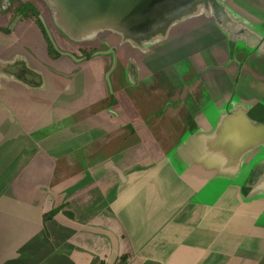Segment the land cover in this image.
I'll return each instance as SVG.
<instances>
[{
  "label": "crops",
  "instance_id": "1",
  "mask_svg": "<svg viewBox=\"0 0 264 264\" xmlns=\"http://www.w3.org/2000/svg\"><path fill=\"white\" fill-rule=\"evenodd\" d=\"M20 1L0 0V264H264V0H200L142 49Z\"/></svg>",
  "mask_w": 264,
  "mask_h": 264
},
{
  "label": "rangeland",
  "instance_id": "2",
  "mask_svg": "<svg viewBox=\"0 0 264 264\" xmlns=\"http://www.w3.org/2000/svg\"><path fill=\"white\" fill-rule=\"evenodd\" d=\"M200 0H164L160 6L156 7V13L152 16L151 20L148 21L147 23H143L141 25H138L136 28H132V27H125V25L120 24L118 22L113 23V25L118 26V30H116L121 38L122 41L124 42H129L131 45H135L136 47L139 48H143L144 46V42L147 40L146 38H142V36H151L152 34H154L156 31L160 30L161 28H165L170 20V16H177L179 15V11L182 10V12H187L189 10H193L195 7H198ZM25 7L22 8V10H24ZM46 15H49L51 18H49V22H50V26L54 27L53 24H55L54 20L59 21L58 23L61 25H65L68 29H70V27H68L67 23V19H64L61 17V15L59 14V10L57 8V6L54 4V1L52 0H35L34 1V12H38L43 13ZM175 14H172L174 13ZM182 13V14H183ZM57 15V16H56ZM53 22H52V20ZM41 22L43 23V20L40 19ZM102 21H95L94 23H90L87 25L86 28H82L80 30H72V34L74 39H76V41H79L78 43H81L84 39L90 38L91 37V32H95V30L98 31L95 32L96 35H98V39H101L102 44L104 47H106V43L110 44V41L114 40L116 38V32H102L100 31V29H104L103 25H106L105 22H103V24L101 23ZM63 23V24H62ZM37 24H40V21L38 20ZM45 24L48 25V22L45 21ZM56 25V24H55ZM40 26V25H39ZM107 26V25H106ZM113 30L114 26H109L106 27L105 30ZM116 29V28H115ZM94 30V31H93ZM115 31V30H114ZM130 33L132 35H130ZM129 34V35H128ZM136 34V36H135ZM134 35V36H133ZM137 35H141V36H137ZM115 41V40H114ZM146 43H148L146 41ZM72 44V48H73V54H78L77 53V49L76 46L72 43H70V45ZM114 48H117L116 46ZM102 51H106V49L102 48ZM82 53V52H81ZM116 51H113V54L115 55V57L117 56Z\"/></svg>",
  "mask_w": 264,
  "mask_h": 264
},
{
  "label": "water",
  "instance_id": "3",
  "mask_svg": "<svg viewBox=\"0 0 264 264\" xmlns=\"http://www.w3.org/2000/svg\"><path fill=\"white\" fill-rule=\"evenodd\" d=\"M62 18L67 19L70 31L86 28L88 24L105 19L136 28L147 23L164 0H150L147 7L136 13L133 10L144 0H52ZM155 12V13H154ZM127 25V26H126ZM139 27V26H138Z\"/></svg>",
  "mask_w": 264,
  "mask_h": 264
},
{
  "label": "flooded vegetation",
  "instance_id": "4",
  "mask_svg": "<svg viewBox=\"0 0 264 264\" xmlns=\"http://www.w3.org/2000/svg\"><path fill=\"white\" fill-rule=\"evenodd\" d=\"M8 2H9L11 5L14 6V7H13L14 10H18V9H20V8H23V7H22V6H23V5H22V2H21L20 0H8ZM149 2H150V0H148L144 6L139 5L140 7H136V8L133 10L132 13H136V12H138V11H140V10L145 9V8L147 7V5H148ZM29 7L32 8L31 4H30Z\"/></svg>",
  "mask_w": 264,
  "mask_h": 264
},
{
  "label": "trees",
  "instance_id": "5",
  "mask_svg": "<svg viewBox=\"0 0 264 264\" xmlns=\"http://www.w3.org/2000/svg\"><path fill=\"white\" fill-rule=\"evenodd\" d=\"M147 1H148V0H144L140 5H141V6H144V5L146 4ZM138 7H140V6H138Z\"/></svg>",
  "mask_w": 264,
  "mask_h": 264
}]
</instances>
